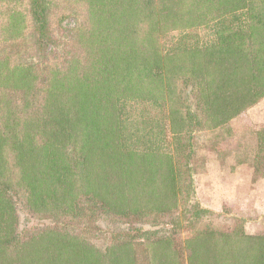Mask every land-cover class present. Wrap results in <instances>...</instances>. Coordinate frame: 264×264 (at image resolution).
<instances>
[{
	"label": "trees",
	"instance_id": "trees-1",
	"mask_svg": "<svg viewBox=\"0 0 264 264\" xmlns=\"http://www.w3.org/2000/svg\"><path fill=\"white\" fill-rule=\"evenodd\" d=\"M58 1L0 0V264H264L243 221L183 237L162 219L264 98V0H64L84 22L62 62Z\"/></svg>",
	"mask_w": 264,
	"mask_h": 264
},
{
	"label": "rangeland",
	"instance_id": "rangeland-1",
	"mask_svg": "<svg viewBox=\"0 0 264 264\" xmlns=\"http://www.w3.org/2000/svg\"><path fill=\"white\" fill-rule=\"evenodd\" d=\"M58 3L59 5L55 9L53 19L51 21V34L54 38V43L51 45L53 51H56L58 54L56 55V58L59 59H56V61L62 62L63 57L67 56L72 50L71 39L74 36L73 30L75 27H77V25L84 22V17L82 15L79 16L71 14L70 11H72V6L66 1L59 0ZM62 13L65 14V17L61 16ZM244 126H246V124L231 121L222 126L221 132L223 138L219 142L218 150L215 154L216 158L212 161L219 160L223 165L226 166L229 163L231 164L233 161L236 163L235 166H243L244 163H252L254 155L256 154V148L251 139V135L252 133L264 128L258 127L254 128L253 130H247V128ZM209 162L204 165H198L194 169L193 174L195 194L191 196L192 192L189 191L191 193L189 195L190 200L188 202L187 199L185 200V195H187L188 192L179 194L176 198V201L178 202V209L164 215L162 219H165L167 222L177 221V225L174 224V226H177L176 230H180L183 237L196 236L205 229L213 230L217 233L229 232V225L233 227L235 223H242V221L244 222L243 227L246 230V222L249 219L255 220V218H259L260 216L262 217L261 221H264V213L262 215L259 214L261 211L257 208L253 210V208L259 204V200L261 203H264V199L261 198L254 199L252 197H248L245 199V203H243V205L239 206L237 209L240 211V213L236 212L235 219H232L231 221H229V218L231 217L229 214L234 211L233 208L230 209L224 206L221 209H213L206 206V199L203 196L197 194L195 175L200 168H203L205 165L209 164ZM254 200L256 203L252 204ZM262 209L264 210V207ZM91 223L92 221L89 220H86V222L83 223L86 224V226L88 225L85 236L87 235L86 238L89 239V241H92L98 247L103 248L106 242V231L103 229L102 231L100 229H95V227L91 226ZM248 225L250 226L252 224L249 223ZM103 226L104 228L107 227L106 225ZM262 226L260 227V232L262 230L261 234H264V223ZM247 231H250V229H247Z\"/></svg>",
	"mask_w": 264,
	"mask_h": 264
},
{
	"label": "crops",
	"instance_id": "crops-1",
	"mask_svg": "<svg viewBox=\"0 0 264 264\" xmlns=\"http://www.w3.org/2000/svg\"><path fill=\"white\" fill-rule=\"evenodd\" d=\"M231 122L244 123L246 124L244 127L247 128V130H253L258 127L264 128V98L256 105L231 120ZM235 165V161L226 166L219 160H215L209 162V164L205 165L203 168H200L195 175L197 194L206 199L205 204L207 207L221 209L226 206L230 209H234V211L229 214V216L231 215L229 221L235 219L236 212L240 213L237 209L245 203V199L248 197L264 199V176L258 178L253 177L247 163H244L243 166ZM255 203L256 201L254 200L252 204ZM256 206L253 210L257 208L261 211L259 214L262 215L264 213L262 209L264 203H261L259 200V204ZM261 219V216L255 218V220L249 219L245 225L246 231L250 229L247 233H261L262 230L260 232V227L264 223ZM249 223L252 225L249 226ZM229 226L230 231L232 227L231 225Z\"/></svg>",
	"mask_w": 264,
	"mask_h": 264
}]
</instances>
